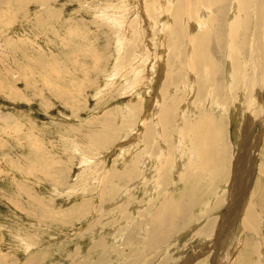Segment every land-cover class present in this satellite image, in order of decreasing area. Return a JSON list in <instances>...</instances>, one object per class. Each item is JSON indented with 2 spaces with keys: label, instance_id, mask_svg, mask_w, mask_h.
Listing matches in <instances>:
<instances>
[{
  "label": "rangeland",
  "instance_id": "obj_1",
  "mask_svg": "<svg viewBox=\"0 0 264 264\" xmlns=\"http://www.w3.org/2000/svg\"><path fill=\"white\" fill-rule=\"evenodd\" d=\"M151 1L0 0V264H264L262 193L256 224L240 214L258 181L264 195V141L236 226L218 225L246 119L238 100L227 105L232 81L224 86L231 0L215 12L201 0L192 11L184 0ZM200 41L219 67L196 58ZM171 200L184 219L168 233L159 208Z\"/></svg>",
  "mask_w": 264,
  "mask_h": 264
},
{
  "label": "bare ground",
  "instance_id": "obj_2",
  "mask_svg": "<svg viewBox=\"0 0 264 264\" xmlns=\"http://www.w3.org/2000/svg\"><path fill=\"white\" fill-rule=\"evenodd\" d=\"M150 1V0H148ZM153 1V0H152ZM151 1V2H152ZM177 1V0H176ZM198 2L197 0H184L185 2V5H187V7L190 8V10L192 11L193 8H194V5H196L195 3ZM225 0H201V6H205L207 7L208 9H206L205 7L202 8L203 10H208V11H218L222 6V4L224 3ZM122 2V1H121ZM140 2V1H139ZM123 3V2H122ZM135 3V2H134ZM137 3V1H136ZM155 3V2H153ZM169 3V2H168ZM167 5H170L168 4ZM118 4V2H117ZM198 4V3H197ZM228 4L232 5V12H233V15L231 17V15H228L230 14L228 12V16H227V21H226V25H227V29H226V33H225V36H224V39H223V42H224V45H225V48H224V56H225V61L227 62V65L226 67L228 68V70L230 71V74H231V77H227V74L226 76L224 77H227V84L225 83L224 86H226L227 88V85H229V83H231L232 81V86L230 87L231 88V92L229 90V92L232 94L234 93L233 95L235 96L236 95V98H234V100L231 99V94H230V99H228V107L230 105H233V102L236 101L241 107V111L243 112V114H245L246 116V119L244 120V124L243 126L241 127V143L239 145V150H238V156H237V159H236V163H235V167H237L236 169V175L233 176V178L231 179V184L229 185V192H230V196H231V200L229 198V201H232L230 206H229V209L230 212L227 211V213L225 215H223L222 219L220 217V222L218 223L219 227L223 230L229 228V220L233 219V223L230 224V225H233L234 227L236 226V221H234L236 215H237V212H239V209L238 207V203H239V200L237 198H243V201L241 203L244 202V199L246 197V194L249 190V184L250 182L252 181V178H255L256 177V167H255V158H257V155H259V153H261L262 151V147H263V141H264V131H263V128H264V0H231V3L228 2ZM119 5V4H118ZM123 5V4H121ZM154 5V4H153ZM161 5V4H160ZM230 5H228L230 7ZM137 6V5H136ZM156 6V4H155ZM165 6V4H164ZM225 5V7H228ZM119 7V6H118ZM160 8V6L157 4V7L156 8ZM166 7V6H165ZM224 7V6H223ZM134 8V7H133ZM162 8V7H161ZM231 8V7H230ZM127 8L125 7V10ZM167 9V8H166ZM224 9V8H223ZM123 10V11H122ZM227 10V9H226ZM229 10V9H228ZM119 13L118 16L115 15L114 13H116L115 11H113V17L115 18H118L119 20L121 19V16H120V12L124 11V9L122 8L121 11L120 9L118 10ZM221 11V10H219ZM224 10H222L223 12ZM227 12V11H226ZM170 13V12H169ZM178 13V12H177ZM181 13V12H179ZM183 13V12H182ZM142 14V13H141ZM188 14H189V11H188ZM191 14V12H190ZM193 14V13H192ZM199 14V13H198ZM206 12H204L203 14V17H201V19L199 20L200 21V24H201V27H204L205 30L211 32L212 30V23H213V20H208V16L205 15ZM220 13L217 12L216 15H218ZM222 14V13H221ZM226 14V13H225ZM122 15V14H121ZM125 15V13L123 14ZM123 15H122V19H123ZM127 15V14H126ZM160 15V14H159ZM184 15V14H183ZM120 16V17H119ZM185 16V15H184ZM183 17V16H181ZM217 17V16H215ZM230 17H231V20H230ZM113 18V19H115ZM188 18V17H187ZM220 18V16H219ZM118 19H116L117 21H119ZM167 19V23L168 21H170V18L168 17ZM185 19V18H183ZM127 20L128 19V16H127ZM116 21V22H117ZM122 21V20H121ZM130 23V22H129ZM166 23V22H165ZM33 24H36L37 26H40L41 24L43 25L42 21L36 20V23H33ZM32 24V25H33ZM214 24V23H213ZM140 26V25H139ZM171 26V25H170ZM222 25H220L221 27ZM126 27V26H125ZM128 27V26H127ZM173 27V26H172ZM216 27V25H215ZM219 27V28H220ZM169 28V27H168ZM170 29V28H169ZM130 30V29H129ZM169 31V30H168ZM173 31V30H172ZM198 31V30H197ZM139 32V31H138ZM181 32V31H180ZM172 33V32H171ZM192 33V32H191ZM196 33V32H194ZM200 33V31H199ZM219 33V32H218ZM184 35V34H183ZM192 35V34H191ZM195 37V36H194ZM216 37V36H215ZM125 38V37H124ZM221 39L220 37H216V39ZM189 39V38H188ZM221 39V41H222ZM122 41V40H121ZM190 41V40H189ZM197 42V40L195 41ZM194 42V43H195ZM208 41H200L199 42V45L197 50H196V58H199L201 60V63H206V62H209V64H211V68L212 66L215 68L219 67V63L217 61H215V54H212L209 58L207 57V54L206 55H203V50H204V47L203 46V43H207ZM222 42V43H223ZM219 43V42H218ZM217 44V43H216ZM226 46H227V52H225L226 50ZM190 47V46H189ZM221 48V47H219ZM166 51V50H165ZM187 51H188V48H187ZM221 51V50H220ZM137 53V52H136ZM143 53V52H142ZM166 53V52H165ZM193 53V52H192ZM189 54V53H188ZM144 55V54H143ZM193 56V54H191ZM140 57V56H139ZM194 58V56H193ZM192 59V58H191ZM196 61V60H195ZM194 62V61H193ZM187 64V62H186ZM193 65V64H191ZM194 66V65H193ZM188 66H186L185 68H187ZM195 67V66H194ZM197 67V66H196ZM195 67V68H196ZM191 68V67H190ZM193 68V67H192ZM199 68V67H198ZM210 69V68H209ZM227 70V71H228ZM194 71V69H193ZM195 71L197 72V69H195ZM191 72V71H190ZM195 73V72H193ZM208 74V72H206ZM228 73V72H227ZM161 74V73H160ZM191 74V73H190ZM222 74V73H221ZM225 74V73H224ZM201 75V74H200ZM51 76V75H50ZM161 76V75H160ZM191 76V75H190ZM20 77V76H19ZM177 77V76H176ZM175 77V78H176ZM194 77V76H193ZM202 77V76H201ZM212 77V75H211ZM211 77L207 76L205 77V79L209 80L211 79ZM190 78V77H189ZM209 78V79H208ZM62 80H64L63 78H61ZM56 80H59L58 78H56ZM159 80V79H158ZM191 81V79H189ZM224 81V80H223ZM161 82V81H160ZM199 82V81H198ZM209 82V81H208ZM212 82V81H211ZM193 80H192V85H193ZM209 84V83H208ZM222 84V82H221ZM186 85V84H185ZM190 85V84H189ZM188 85V86H189ZM192 85L190 86V88L192 87ZM223 85V84H222ZM205 86V85H204ZM184 87V86H183ZM193 88H195L193 86ZM208 88V87H207ZM229 88V87H228ZM187 89V88H186ZM192 89V88H191ZM202 89V88H201ZM177 91V90H176ZM201 91V90H200ZM210 92V91H209ZM208 92V93H209ZM213 92V91H212ZM228 92V94H229ZM187 93V92H186ZM202 95V94H200ZM210 95H211V92H210ZM224 96V95H223ZM188 97V96H187ZM203 97V96H202ZM206 97V96H205ZM210 96H208L209 98ZM239 97V99H238ZM211 98H212V95H211ZM216 98V97H215ZM179 99V98H178ZM198 99V98H197ZM210 99V98H209ZM202 100V98H201ZM211 100V99H210ZM209 101V100H208ZM210 103V101H209ZM232 103V104H231ZM157 104V103H156ZM191 104V103H189ZM188 105V104H187ZM199 105V103H198ZM216 105L217 106H220L218 100L216 101ZM186 106V105H185ZM197 106V105H196ZM200 106V105H199ZM189 107V106H188ZM192 107V106H190ZM209 107V105H208ZM224 106H222L223 108ZM226 107V106H225ZM236 108V107H235ZM190 109V108H189ZM207 110V108H206ZM216 110V108H215ZM221 110V109H220ZM214 111V110H213ZM222 111V110H221ZM183 112V111H182ZM185 112V111H184ZM183 112V113H184ZM211 112V111H210ZM215 112V111H214ZM212 112V113H214ZM218 112V111H217ZM216 112V113H217ZM241 113V112H240ZM215 114V113H214ZM242 115V114H241ZM147 116V115H145ZM151 116V115H150ZM213 116V115H212ZM243 116V115H242ZM152 117V116H151ZM196 117H200V116H196ZM215 117H217L215 115ZM147 118V117H146ZM150 118V117H148ZM169 118V117H168ZM242 118V117H241ZM196 119V118H195ZM145 121V120H144ZM201 122H203L201 120ZM243 122V121H242ZM157 123H159V120L157 121ZM208 122H206L207 124ZM145 124V123H143ZM259 124L261 126V130H260V133L258 135H252V129L255 125ZM163 125V124H162ZM209 126H211L209 123L207 124ZM142 126V125H141ZM206 128H208L206 125H205ZM213 127V126H212ZM190 128V127H188ZM195 128V126L193 127ZM191 128V129H193ZM199 128V131L200 133H198L199 135L201 133H205V129L203 128V125L198 127ZM210 129V128H209ZM140 130V129H139ZM183 130V129H182ZM186 130V129H185ZM182 133V132H181ZM151 134V133H150ZM261 135V136H260ZM183 137V136H182ZM179 140V139H178ZM190 140V138H189ZM190 141H188V144H189ZM180 143V142H179ZM183 143V142H182ZM192 145V144H191ZM140 146V145H139ZM196 147V146H194ZM163 149V148H162ZM196 149V148H195ZM193 150V149H192ZM180 151V150H179ZM163 152V151H162ZM194 152V151H193ZM216 154V153H215ZM190 155V154H189ZM192 155L196 156L195 153H192ZM144 156V155H142ZM129 157V156H128ZM160 157H164V156H160ZM159 157V158H160ZM174 157V156H173ZM180 157V156H179ZM184 157V156H183ZM186 157V156H185ZM189 157V156H188ZM140 158V157H139ZM138 158V160H139ZM158 158V159H159ZM165 158V157H164ZM134 159V158H133ZM144 159V158H143ZM156 159L157 162H159L160 160L163 161L162 159ZM173 159V158H172ZM179 159V158H177ZM176 159V161H178ZM188 159V158H187ZM195 159V158H194ZM214 159V158H213ZM12 160V159H11ZM137 160V159H136ZM153 160V159H152ZM165 160V159H164ZM146 161L150 162V160H147ZM146 161H144L143 163H140L142 165H138L139 166H135V168L137 167V174L135 176V172L132 171V175H133V179H135L134 182H136L137 186L143 182H141L143 179V174L142 172L140 171L141 167L143 168L144 164L146 163ZM160 161V162H161ZM173 161V160H171ZM193 161V159H192ZM15 162V161H14ZM31 163V162H30ZM154 163V162H153ZM162 163V162H161ZM166 163V162H165ZM163 163V164H165ZM171 163V162H170ZM179 163V162H178ZM184 163V162H183ZM146 163V166L148 165ZM157 164V163H156ZM155 164V165H156ZM160 164V163H159ZM180 164V163H179ZM179 164H177V166H179ZM186 164V163H185ZM36 165V164H35ZM154 165V166H155ZM176 165V163H175ZM4 164L1 166L3 167ZM151 166V165H150ZM157 167H159L158 165H156ZM45 167V166H44ZM161 167V166H160ZM163 167V166H162ZM174 167V166H173ZM221 167V166H220ZM148 168V166H147ZM153 168V171H155V174H156V169L154 170V167ZM164 168V167H163ZM172 168V167H171ZM151 169V168H150ZM149 169V170H150ZM157 169H160V168H157ZM162 169V168H161ZM166 169V168H165ZM175 169H178V168H175ZM180 169V168H179ZM219 169V168H218ZM5 169H0V180L3 179V180H6V178L8 177V175L6 174V172L4 171ZM164 170V169H163ZM168 170V169H167ZM182 170V169H180ZM234 170V169H233ZM7 171V170H6ZM175 171V170H174ZM232 171V170H231ZM46 172V171H45ZM178 172V171H177ZM28 175H31L32 174V170L31 169H28L27 171ZM146 173V172H145ZM154 173V172H152ZM160 173V170L159 172ZM175 173V172H174ZM182 173V172H181ZM252 173H254V177L251 175ZM126 174V172H125ZM154 174V175H155ZM178 174V173H175V175ZM150 173H148V177L150 178ZM164 175V174H163ZM250 175V179H248V176ZM146 176V175H145ZM159 177V174L157 175ZM162 176V175H161ZM174 176V175H173ZM156 177V175L154 176ZM145 178V177H144ZM162 178V177H160ZM55 179V178H54ZM164 179V178H163ZM153 180V179H152ZM156 180V178H154V181ZM160 180V179H159ZM138 182H141V183H138ZM147 182V180H146ZM149 182V181H148ZM152 182V181H151ZM151 182H149V185H155V184H151ZM157 182V181H156ZM157 184V183H156ZM135 185V184H134ZM19 187V186H18ZM259 181L257 182V185L256 187L254 186L253 187V191L251 193L253 199H251L250 197V200H249V204L248 205H245L243 206V211H242V208L240 210V214L241 216L244 215L245 217V220L244 222H247V223H251L250 225H253L256 224V220L258 217L260 218V214L262 212L261 209L258 207V205L256 204V199H258V197H260V200H261V193H262V198H263V189H261V192L260 194L257 193V189H260L261 187H259ZM136 188V187H135ZM21 189V188H20ZM137 189V188H136ZM151 189V188H150ZM147 190V189H146ZM155 191V190H154ZM152 192V191H151ZM245 192V195L243 196ZM146 195V194H145ZM260 195V196H259ZM194 198V197H193ZM167 200V198H166ZM228 201V202H229ZM176 203L174 201H165L163 202V204L160 206L159 208V215L162 214L163 212V221L162 223H165L167 222L168 223V226H167V229L168 231L166 232H170L172 230H174L175 227H178V224L176 222V219L182 221L184 219V216H183V212L182 210L180 209L179 206H175ZM183 207V205H182ZM248 207V208H247ZM238 210V211H237ZM232 211V213H231ZM112 212V211H111ZM246 212V213H245ZM235 215V217L233 216ZM231 216L229 219L228 217ZM153 217V216H152ZM176 218V219H175ZM263 218V217H262ZM260 220V219H259ZM263 220V219H262ZM243 222V223H244ZM132 223V222H131ZM135 224V223H134ZM161 224H158L155 223L153 226V228L155 229L154 231L156 232V234L158 233L159 236L162 235L163 237V234H162V230L160 227ZM151 227V229H153ZM136 229V228H135ZM177 229V228H175ZM142 230V229H141ZM166 230V229H165ZM220 231V230H219ZM178 233V231H177ZM209 235H211L213 232L212 231H208ZM150 234V233H149ZM152 234V233H151ZM155 233L153 235H156ZM157 234V236H158ZM214 234V233H213ZM177 235V234H176ZM154 237V236H153ZM219 237V236H218ZM150 238V237H149ZM152 239V238H151ZM218 239V238H217ZM164 240V239H163ZM204 240L205 242H208V247L209 248H212L214 247V245L216 244L215 242V238H210L209 240L206 239L204 237ZM153 242V241H151ZM156 242V241H155ZM163 242V241H162ZM167 242V241H166ZM159 243V240L158 242ZM161 244V243H160ZM155 245V244H153ZM156 246V245H155ZM162 246V245H160ZM146 250V249H145ZM148 250H150V248L148 247ZM155 250V249H154ZM214 250V249H213ZM222 250V249H221ZM244 250V249H243ZM151 251V250H150ZM143 254V253H142ZM145 254V253H144ZM134 255V254H133ZM222 255V254H221ZM239 255V254H238ZM229 258V256L227 257ZM218 259V258H217ZM219 262H220V259H218ZM227 260V259H226ZM101 261V260H100ZM213 261V260H212ZM217 261V260H216ZM223 261V260H222ZM238 261V260H237ZM235 261L234 264L237 262ZM229 262V260L227 261ZM139 263V262H138ZM188 263V261H187ZM186 263V264H187ZM185 264V263H184ZM215 264H226V262L224 263H217L215 262Z\"/></svg>",
  "mask_w": 264,
  "mask_h": 264
}]
</instances>
